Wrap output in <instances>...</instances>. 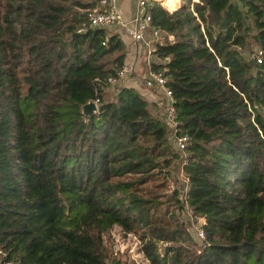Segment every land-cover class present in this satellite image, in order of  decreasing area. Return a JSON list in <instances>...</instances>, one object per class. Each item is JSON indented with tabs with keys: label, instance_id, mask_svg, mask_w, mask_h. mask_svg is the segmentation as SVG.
Returning <instances> with one entry per match:
<instances>
[{
	"label": "trees",
	"instance_id": "1",
	"mask_svg": "<svg viewBox=\"0 0 264 264\" xmlns=\"http://www.w3.org/2000/svg\"><path fill=\"white\" fill-rule=\"evenodd\" d=\"M98 2L0 0V260L112 264L119 227L150 264H264V0L151 7L183 157L155 104L109 95L126 50L90 26ZM174 162L183 196L163 195Z\"/></svg>",
	"mask_w": 264,
	"mask_h": 264
},
{
	"label": "built area",
	"instance_id": "2",
	"mask_svg": "<svg viewBox=\"0 0 264 264\" xmlns=\"http://www.w3.org/2000/svg\"><path fill=\"white\" fill-rule=\"evenodd\" d=\"M198 0H192V2H197ZM118 0H99L96 7L88 11V20L91 27L104 28V29H118L122 30L132 41L134 42H144L147 46L148 54H151L155 48V44L163 43V37L160 32L151 26V12L150 9L153 5L157 4L164 7L167 11L172 12L176 10L184 0H138V9L135 18L132 22H128L123 18L122 12L118 6ZM150 31L152 35L151 41L145 42V34ZM169 39H173L172 35L168 36ZM149 61V59H148ZM128 70L126 66H122L119 71H117L115 76L108 77L107 81L109 86L113 87L116 85L119 79H123L127 74ZM165 69L162 70H151L149 68L147 76L144 78V83L148 88H156L161 90L163 94V119L166 122L173 138L175 139L176 146L179 150L186 147L189 141V137L186 133L177 134L176 133V112L173 106V98L171 91L166 87V78L164 76ZM96 104V102H95ZM115 231L113 234V253L112 255H117L122 249H120L116 243L119 242L123 246L124 238L129 236H123L121 229L119 227H114L112 229ZM200 236L203 233L199 231ZM133 239L137 240L134 236ZM139 240L134 243L137 244ZM1 255H4L0 251ZM0 264H15L7 260H0Z\"/></svg>",
	"mask_w": 264,
	"mask_h": 264
},
{
	"label": "crops",
	"instance_id": "3",
	"mask_svg": "<svg viewBox=\"0 0 264 264\" xmlns=\"http://www.w3.org/2000/svg\"><path fill=\"white\" fill-rule=\"evenodd\" d=\"M118 6L122 12L123 18L132 22L135 18L138 9V0H118ZM117 33L120 39L125 44L126 57L124 60V66H126L128 72L125 77L119 81V86H115L116 90L121 87H134L137 89L144 98L151 104L156 105L155 114L163 118V94L161 90L156 88H148L144 83V78L147 76L149 71V65L151 62H159L157 58L153 59V55L148 54L147 46L144 42L132 41L122 30L112 29ZM162 36V35H161ZM151 32L148 31L145 34V42L152 40ZM149 59V61H148ZM144 69V76H140L139 72ZM114 87L109 86V89Z\"/></svg>",
	"mask_w": 264,
	"mask_h": 264
},
{
	"label": "rangeland",
	"instance_id": "4",
	"mask_svg": "<svg viewBox=\"0 0 264 264\" xmlns=\"http://www.w3.org/2000/svg\"><path fill=\"white\" fill-rule=\"evenodd\" d=\"M110 30L113 31L112 29ZM153 59H155V57H153ZM139 74L140 76H144V69H141ZM121 80L122 79H119L115 86L118 87L120 84L119 81ZM115 86H113L114 89L113 88L109 89L110 96L114 95V92L116 90ZM170 139L175 151L179 152L180 155L183 157V152L182 150H179L178 147L176 146L175 139L173 138L171 132H170ZM166 183L167 185L165 186L163 195H170L172 191L177 190L179 193L182 192L181 196H183L187 188V183L180 162L172 163L171 167L168 170ZM175 214L178 217L179 221H183L184 223H186L191 218L190 214L189 213L187 214V211L185 209L180 210ZM192 225L194 226L191 232L194 235V237L198 241H200L201 236L199 234V231L197 232L198 224L196 222H192ZM114 233L115 231L112 230L104 236V244L107 246V248H110L112 252H113V243H114V238H113ZM124 239L125 241L122 243L123 246H121L119 242L116 243V245L122 250L118 252L117 255H112L111 253V259H114V262H112V264L116 263L115 262L116 259H119L121 264H150V259L147 256V251H149L148 243L138 242L137 244H135L134 242L137 240L133 239L132 236H129L128 238H124Z\"/></svg>",
	"mask_w": 264,
	"mask_h": 264
},
{
	"label": "water",
	"instance_id": "5",
	"mask_svg": "<svg viewBox=\"0 0 264 264\" xmlns=\"http://www.w3.org/2000/svg\"><path fill=\"white\" fill-rule=\"evenodd\" d=\"M82 113L84 117L87 119L89 116L97 111V106L94 101L90 100L86 104L82 105Z\"/></svg>",
	"mask_w": 264,
	"mask_h": 264
}]
</instances>
